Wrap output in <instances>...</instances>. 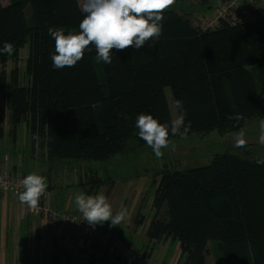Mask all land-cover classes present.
<instances>
[{
    "label": "trees",
    "instance_id": "16d2710c",
    "mask_svg": "<svg viewBox=\"0 0 264 264\" xmlns=\"http://www.w3.org/2000/svg\"><path fill=\"white\" fill-rule=\"evenodd\" d=\"M84 15L78 0H0V49L10 42L16 55L29 41L30 84L13 80L5 102L13 124L25 121L32 146H44L48 159L104 161L147 145L136 118L151 114L170 124L166 87L173 102L184 103L187 134H225L264 117V6L253 8L245 24L221 22L207 32L166 9L153 47L113 50L112 63L105 64L90 45L74 67L54 69L49 28L78 32ZM6 56L0 52L1 65ZM4 85L1 72L0 90ZM258 159L264 157L222 152L205 166L163 171L146 237L178 242L179 264H206L210 241L224 264H264V165ZM143 222L137 214L134 224Z\"/></svg>",
    "mask_w": 264,
    "mask_h": 264
},
{
    "label": "rangeland",
    "instance_id": "374dc122",
    "mask_svg": "<svg viewBox=\"0 0 264 264\" xmlns=\"http://www.w3.org/2000/svg\"><path fill=\"white\" fill-rule=\"evenodd\" d=\"M218 0H183L173 3L168 9H177L183 16L197 24ZM8 0H2L7 4ZM82 3V0H79ZM261 6H264L262 4ZM30 19V10H26ZM29 55V41L26 40L16 55H7L6 63L0 64V73L6 78V86L0 90V166L5 164L11 172L28 175L33 172L45 176L49 185L47 202L52 209L80 213L75 204L78 193L85 195L104 194L112 206L113 213L126 211V218L121 224L113 226L111 222L98 224L102 228L120 231L122 238L130 244L142 264H167L173 256L176 243L172 240L152 243L146 235L145 228L153 218L150 202L161 179V173L168 170H183L207 165L216 153L230 152L243 155L250 153L255 157H264V145L259 142V121L251 118L245 121L242 128L220 134L217 130L207 133L193 132L184 137H172L175 150L164 149V155L157 158L152 149L144 145L136 149L114 155L104 161L86 159H48L46 148L38 144L33 147L29 129L25 121L13 124L10 108L6 105L4 94L8 84L15 81L17 86L27 87L30 79L26 72ZM168 107L172 119L177 115L169 87L165 88ZM264 118V117H263ZM240 130L245 133L246 146H235L234 136ZM163 212V211H162ZM142 215L144 222L140 226L134 224L136 215ZM63 227V226H62ZM137 229V231H134ZM30 233H21L18 238L26 240ZM31 237V235H30ZM16 238H8V252H22V242L15 245ZM48 241V239H47ZM207 245V254L217 250ZM17 247L18 249H15ZM24 257L18 264L28 260H37L36 264H53L54 255L62 256L67 264H71V253L65 248L50 249L48 245H39L33 256L30 245L23 248ZM29 253V254H27ZM211 264V256L210 261ZM79 264V262L77 263Z\"/></svg>",
    "mask_w": 264,
    "mask_h": 264
},
{
    "label": "clouds",
    "instance_id": "9594fccd",
    "mask_svg": "<svg viewBox=\"0 0 264 264\" xmlns=\"http://www.w3.org/2000/svg\"><path fill=\"white\" fill-rule=\"evenodd\" d=\"M173 3L174 0H82L80 9L85 15L78 32L66 35L60 29L48 30L55 41V52L51 54L52 67H74L83 59L85 52L91 50L90 45L95 46L97 61L105 64L112 63L113 50L123 51L129 47L139 50L146 44L149 48L153 47L163 32V13ZM13 51V44L7 41L0 49L6 55H11ZM174 107L177 115L170 124L161 123L151 114L141 113L136 118L139 138L157 158L164 155V149L175 150L176 145L170 135L184 137L191 128V121L185 123L187 112L183 101L175 100ZM228 119L238 120L240 117L229 115ZM259 129V142L264 145V118L259 121ZM234 141L237 147L246 146L243 130L235 134ZM256 163L264 165V159H258ZM20 184L23 191L18 194L19 201L30 208L37 207L46 193L47 178L33 172L26 175ZM75 204L83 220L92 226L108 221L116 226L126 218L125 210L113 213L108 198L102 193H78Z\"/></svg>",
    "mask_w": 264,
    "mask_h": 264
},
{
    "label": "built area",
    "instance_id": "2783aa9c",
    "mask_svg": "<svg viewBox=\"0 0 264 264\" xmlns=\"http://www.w3.org/2000/svg\"><path fill=\"white\" fill-rule=\"evenodd\" d=\"M262 4L264 0H218L195 26L207 32L218 28L221 22L245 24L252 19L251 10ZM24 177L8 169L0 170V192L18 196L23 191L20 181ZM48 196L47 187L37 207L23 204V215L42 218L55 243L78 251L80 264H142L120 231L89 225L81 213L52 209L47 203ZM62 226L78 230L79 236H65Z\"/></svg>",
    "mask_w": 264,
    "mask_h": 264
},
{
    "label": "crops",
    "instance_id": "0c3cea01",
    "mask_svg": "<svg viewBox=\"0 0 264 264\" xmlns=\"http://www.w3.org/2000/svg\"><path fill=\"white\" fill-rule=\"evenodd\" d=\"M258 6H261V5H258ZM2 169L9 170V167L5 164L2 167L0 166V170ZM150 206H151V202H150ZM147 227L148 226H146V228ZM146 228H145V231H146ZM134 231H137V229H134ZM62 232L65 236H71V237L79 236V231L74 230L72 227H69V226H63ZM21 233L23 235L25 233H28V234L30 233L31 237L29 235V237H27L26 240H23V239L20 240L18 236ZM9 237L10 239H12L13 237L16 238L15 245L17 244V242L19 244H21L22 242V245H21L22 252L21 253L16 252L15 250L14 252L7 251L6 242ZM47 239L49 241L50 249L54 248V251H55L57 248H65L71 253V264H77L79 262L78 251L74 249H70L66 246L58 245L57 243H55V241L49 235V231L47 230L46 224L42 218L34 219L32 216L23 215V204L19 201L18 196H13L9 193L0 192V264H18V260L21 259V257L22 258L24 257L23 248L24 246H26V244H27V247L30 245L31 252H33V256L36 254L35 256L37 259L38 257V254L36 253L37 247L39 245H46V244L48 245ZM154 242H157V241H153L152 243ZM175 243H176V246L173 252V256L170 257V260L168 261L167 264H179L180 262L181 255H180V250H179V244L178 242H175ZM208 245L211 247L212 246L215 247V245L211 243H208ZM15 249H18V248L15 247ZM210 256H211V264H224L222 255L218 250H215V251L211 250ZM210 256L206 254V257H205L206 264H210L209 263ZM53 259H55L56 264H67V261L63 257V254L60 257L57 255H54ZM36 263H38L37 260L30 261V259L28 260V257H26L25 263L23 264H36Z\"/></svg>",
    "mask_w": 264,
    "mask_h": 264
}]
</instances>
